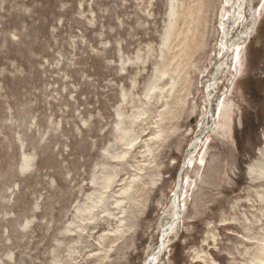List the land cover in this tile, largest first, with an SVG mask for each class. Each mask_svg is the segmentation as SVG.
<instances>
[{
  "label": "rangeland",
  "instance_id": "374dc122",
  "mask_svg": "<svg viewBox=\"0 0 264 264\" xmlns=\"http://www.w3.org/2000/svg\"><path fill=\"white\" fill-rule=\"evenodd\" d=\"M224 2L0 0V264H142L155 249L198 132ZM253 7L240 65L223 70L213 98L214 108L224 94L225 131L209 125L185 169L178 234L158 264H264V0ZM123 132L140 141L128 164L154 171L134 201L139 221L102 245L119 224L104 217L135 174L103 161L123 155L110 149ZM151 137L165 139L140 157Z\"/></svg>",
  "mask_w": 264,
  "mask_h": 264
},
{
  "label": "bare ground",
  "instance_id": "6f19581e",
  "mask_svg": "<svg viewBox=\"0 0 264 264\" xmlns=\"http://www.w3.org/2000/svg\"><path fill=\"white\" fill-rule=\"evenodd\" d=\"M231 1L225 0V2L223 4L224 13H222L221 17H220V32H221L222 41L220 40L221 45L219 48V53L217 55V61L215 64H213V67L211 66L212 71H211L210 78L205 83V86H204V90H205L204 107H203L202 112H201V117L199 118V120L197 122L198 132L195 134L194 138L189 143L188 149L185 151V153L181 159L180 166L183 169L181 171H179L181 168L179 166L178 172L176 174V182H175L174 189L172 191V200H171V203L169 205V209L165 213V215L167 217V221L163 224H160V227L158 229L159 230L158 234L160 235L159 241H158L155 249L151 253L147 254V256L144 259L142 264H158V260L161 257L162 253L164 252V249L168 245L169 241L172 238L177 237L178 228H179V225L181 222V212L185 208V205H184L185 196L183 194V186H184L183 174H184V171H185V169L194 168L195 161L192 159L194 152L196 150H198V148H200L199 146L201 144H203L202 142L205 139V134L208 131H210L209 130L210 126L212 127L215 124L216 132L220 133V132L225 131L226 125L223 124L224 123L223 121H226L227 108H226V105L224 104V98H223L224 94H221L222 97L218 98L215 102L214 108L212 107L213 98L217 92V87L220 84H223V79H220L219 75L223 72V70L228 71V69H229L231 72H234L237 69V65H240L239 63L241 60L242 49L240 50L239 48L242 46V44L245 43V40L249 36L248 35L249 32L247 31V27L249 26L251 28V27L256 26V22L258 21V18L260 16L259 10H261V9L257 10V8L255 9L253 7V3L255 0H233L232 3H231ZM244 1H245V3H243ZM259 1L261 2L262 0H259ZM236 11H237V14L235 15ZM230 12L232 14H230ZM188 16L190 17V15H188ZM226 24H230V26L228 27L229 28L228 30L226 29ZM238 28H240V29H238ZM232 32H233V34L231 35ZM183 39H184L183 43L186 44V42H187L188 43L187 45L189 46V44H190L189 40H191V37L187 38V36H184ZM227 61L230 62L229 66H231V67L234 66L233 70L231 69V67L228 66ZM163 74L165 76L164 72H163ZM154 90H155V87H153V91ZM212 108L214 110L213 112L211 110ZM169 118H170V114H169ZM169 118L166 120H169ZM172 119H173V115H172ZM131 123L134 124V121H132ZM134 125H138V124H134ZM147 129H150V127H147ZM143 131H141V133ZM150 131L147 133H144V132L143 133H144V135H146V134H149ZM127 134H128L127 132H123L121 134V137L119 138V141L112 144L113 146H111V148H110V149L113 148V149L123 150V152H124L123 155L122 156L110 155V156H108L109 157L108 158L105 154L106 157L103 158L104 159L103 161H105V162L117 161V162H120V165H122V166L124 165V163L122 164V162L124 161L125 164L127 163V165H124L125 167L122 168L119 173L126 174L130 171H133L135 174H133V176L130 178V181L128 182L130 189L126 188L122 192H120L119 195L122 199L120 201L117 200L115 202V206L113 208L115 210L118 209L119 212L118 213L116 212L117 213L116 215L110 213L109 216L104 217V221L107 223H111L112 221H115V222H117V224L118 223L119 224L117 225L116 230L112 234H108L104 237V239L102 241V245L109 244L110 242L114 243L115 241L122 239L125 235L127 236L129 233V230L131 229V227L133 225L132 224L131 227H129V223L134 222V221H139L137 210L140 211L141 209H140V207H137L138 204L135 203L134 201L136 199V196L140 197L141 195H144L145 192L148 193L149 188L146 187V183H145L146 179H143V175L146 174V170L148 171V173H150L151 171H154V170H150L153 168V165L149 166L151 168L147 167L150 163H148V164H137L136 166L130 165V163L128 164L129 158L130 159L132 157L135 158V155L131 154L129 156V153L136 151V149L139 147L138 144L140 141L137 142L136 141L137 138H135L134 140L127 142V138H126ZM157 136H159V135H157ZM164 139L160 140V139H156V138L154 139L153 137L149 138L148 144H150V145L148 146V144H147L146 146H148L147 147L148 149H145V151H144V152H146V154L140 155V157L145 158V157H148L149 155H151L152 154L151 146H156V145L158 146L159 144L162 145ZM121 157H124V159L121 160ZM196 164L202 166V165H204V162H199V163L196 162ZM155 170H156V168H155ZM113 178H114V176L105 177V179H103L101 182V189L105 190V191L107 189H109V187L112 184L111 182H112ZM90 186H92V185H90ZM141 201L142 200H140V202ZM143 201H144V198H143ZM126 205H129V206H126ZM125 206L128 207L127 210L125 208H123ZM130 210H132L131 213H129ZM85 212L88 214H91L92 209L89 208V209L85 210ZM126 225H128V227ZM98 226H100V225H98ZM133 227H134V225H133ZM113 245L114 244H112V246ZM122 245H124V244L122 243Z\"/></svg>",
  "mask_w": 264,
  "mask_h": 264
},
{
  "label": "water",
  "instance_id": "95a60500",
  "mask_svg": "<svg viewBox=\"0 0 264 264\" xmlns=\"http://www.w3.org/2000/svg\"><path fill=\"white\" fill-rule=\"evenodd\" d=\"M183 168L181 167L179 171H181Z\"/></svg>",
  "mask_w": 264,
  "mask_h": 264
}]
</instances>
